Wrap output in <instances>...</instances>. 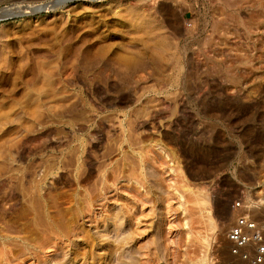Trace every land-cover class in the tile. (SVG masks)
<instances>
[{"label":"rangeland","instance_id":"rangeland-1","mask_svg":"<svg viewBox=\"0 0 264 264\" xmlns=\"http://www.w3.org/2000/svg\"><path fill=\"white\" fill-rule=\"evenodd\" d=\"M8 15L0 264H223L231 204L264 202V0Z\"/></svg>","mask_w":264,"mask_h":264},{"label":"built area","instance_id":"built-area-1","mask_svg":"<svg viewBox=\"0 0 264 264\" xmlns=\"http://www.w3.org/2000/svg\"><path fill=\"white\" fill-rule=\"evenodd\" d=\"M234 221L226 231L228 252L223 264H264V202L246 200L244 193L231 204Z\"/></svg>","mask_w":264,"mask_h":264},{"label":"bare ground","instance_id":"bare-ground-1","mask_svg":"<svg viewBox=\"0 0 264 264\" xmlns=\"http://www.w3.org/2000/svg\"><path fill=\"white\" fill-rule=\"evenodd\" d=\"M67 0H54L52 1L49 5L45 6V8H50V9H44L42 3H38V4H34V5H29V6H35V8L37 10H43V11H47V10H54L57 8V6H60L62 4H65ZM16 8V9H15ZM29 7H23L21 8L20 6H13L12 7H7V8H3L0 11V14H12V15H16V14H26V13H30V10L28 9ZM15 9V10H14ZM14 11V12H12Z\"/></svg>","mask_w":264,"mask_h":264},{"label":"water","instance_id":"water-1","mask_svg":"<svg viewBox=\"0 0 264 264\" xmlns=\"http://www.w3.org/2000/svg\"><path fill=\"white\" fill-rule=\"evenodd\" d=\"M67 2V1H66ZM26 7H29L28 9L30 10V13H37V12H42L43 10H37L36 8H35V6H29V5H27ZM16 15H21V14H16ZM16 15H8V16H6V17H11V16H16Z\"/></svg>","mask_w":264,"mask_h":264}]
</instances>
